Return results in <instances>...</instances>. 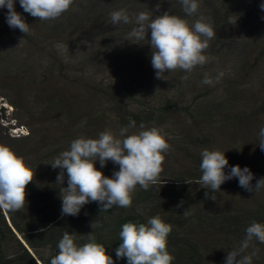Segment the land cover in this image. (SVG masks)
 <instances>
[{
	"label": "trees",
	"instance_id": "1",
	"mask_svg": "<svg viewBox=\"0 0 264 264\" xmlns=\"http://www.w3.org/2000/svg\"><path fill=\"white\" fill-rule=\"evenodd\" d=\"M261 4L264 0H199L198 11L187 15L181 0H74L59 18L38 20L15 0V10L29 24L27 33L9 27L8 9L0 7V143L25 157L33 169L37 165L26 187L25 206L15 212L0 208V264H51L66 231L75 235L78 245L94 236L114 264H128L115 251L123 224L147 223L156 215L173 225L167 238L173 264H225L228 252L245 239L246 228L253 221L264 223V188L250 192L233 178L220 191L209 192L199 184L202 156L196 148L209 141L207 124L223 121L229 105L244 99L242 73L246 71V77L264 60ZM121 9L130 22L113 24L110 14ZM141 11L153 16L169 11L190 24L210 17L216 36L205 54L211 59L190 73L166 70L165 79H157L150 30L141 41L129 36L138 27L135 17ZM213 62L227 67L223 80L204 73ZM127 64H136L137 69L124 73ZM205 75L213 81L205 86L206 93L184 102L187 90L200 87ZM221 87L223 94L218 95ZM141 125L161 127L169 134L170 147L193 163L169 175L166 153L158 182L147 190L137 186L130 207L102 211L98 202H89L78 215H62L60 193L68 186L67 171L63 170V185L56 183L61 169L50 163L76 138H98L108 129L128 128L132 133ZM259 132L256 147L228 156L225 168L227 173L237 164L247 166L254 174L253 185L264 178ZM95 166L108 177L119 170L111 160L103 167L97 160ZM206 192L216 199L206 198ZM219 193L227 199L221 201ZM257 249L252 264H264V243L253 239L244 254Z\"/></svg>",
	"mask_w": 264,
	"mask_h": 264
},
{
	"label": "clouds",
	"instance_id": "2",
	"mask_svg": "<svg viewBox=\"0 0 264 264\" xmlns=\"http://www.w3.org/2000/svg\"><path fill=\"white\" fill-rule=\"evenodd\" d=\"M19 2L24 12L38 20H54L68 11L74 0ZM181 3L187 15L196 13L200 6L199 0H181ZM0 7L8 9L6 20L9 27L28 32L29 24L15 10V0H0ZM260 7L264 9V4ZM110 19L113 24L130 22L127 11L123 9L112 12ZM135 20L138 27L129 36L141 41L150 30L153 50L151 63L157 79H165L163 74L166 70L182 69L190 73L196 66H202L211 59L205 54L209 41L216 36L210 17L201 16L194 24H190L187 19L169 11L155 16L148 11H141ZM236 20L230 21V24H235ZM212 82L207 75L202 81L203 84ZM134 126L133 122L131 127ZM259 137L258 145L264 150V128H261ZM168 138L169 134L161 127L145 128L141 125L137 132L129 133L128 128L118 131L108 129L102 131L98 138L81 136L74 139L69 149L50 163L53 168L61 169L56 183L63 185V170L67 171L68 186L63 187L64 191L60 193L62 215H78L89 202H98L102 211L114 206L130 207L137 186L147 190L158 182L165 155L170 150ZM201 156L202 177L199 184L209 192L220 191L221 185L233 178H238L239 186L250 192L264 188V178L257 180L255 185L251 183L254 174L247 166L241 168L237 164L226 173L229 161L225 151L205 149ZM97 160L101 167L111 160L119 165V170L112 177L105 176L95 166ZM36 167L33 169L25 157L18 155L11 146L0 143V208L15 212L25 206L26 187L33 181ZM209 192L205 193V197L215 200L216 196L209 197ZM172 229L173 225L165 222L160 215L149 218L147 223L123 224L119 233L121 243L115 250L117 258L126 257L128 264H173L175 256L167 246ZM253 239L264 243V223L253 221L246 228L245 239L239 248L228 252L225 264H252L258 249L251 254L244 253ZM58 249L51 264H114L106 246L97 242L94 236H89L88 242L78 245L75 235L66 231L58 243Z\"/></svg>",
	"mask_w": 264,
	"mask_h": 264
},
{
	"label": "rangeland",
	"instance_id": "3",
	"mask_svg": "<svg viewBox=\"0 0 264 264\" xmlns=\"http://www.w3.org/2000/svg\"><path fill=\"white\" fill-rule=\"evenodd\" d=\"M230 35L232 37L231 38L232 40L234 39V41H238L237 40L238 36L235 33H231ZM231 45L233 46V44ZM261 45L264 46V41L261 42ZM256 47H258V45ZM219 60L225 61L224 59H219ZM212 64L214 67L205 70L204 73L208 74V72H210L216 80L217 79L218 81L223 80L227 67L223 64H216L214 62ZM127 66L128 69L124 70L123 71L124 73H127V71H132L137 69L136 64H127ZM245 72L246 71L242 73L244 78L243 81L245 80V84L241 85V89L244 92V99L237 100V102H234L229 105L227 112L224 114L225 119L223 121L207 124L208 127L207 128L205 127V129L208 130V132H210L209 134H207L209 141L208 142L206 141V143L202 145H209V146L203 147L200 144L199 146H197L198 148H196L198 153H202L205 149L208 150L216 149L220 151H225V156L228 157L244 149L246 150L247 147L253 149L256 147V135L261 130V128H264V109L260 111L259 108L262 106L261 105L262 103L264 104V60H262L261 63L253 70V72L249 73L246 77L244 75ZM203 80L204 79L199 80L200 87H196L195 89L192 90L191 89L187 90L186 92L187 94L184 97L185 99L184 102L188 100H192L196 95L200 93L201 95L206 93V89L209 87V84H203L202 83ZM211 87L213 89L212 85ZM217 93L218 95H222L223 88L221 87L217 91ZM212 97L215 98V95H213ZM5 104L8 105L7 103ZM9 108L11 110L10 106ZM243 111L244 113L241 115L242 116L241 118L233 117L234 114H236L237 112L241 114V112ZM224 125H227L225 130H223ZM24 130L28 131L27 128L26 129L23 128V131ZM15 132H18V130H15ZM196 134L200 136L201 131L196 130ZM187 157L188 155L181 153L179 150L177 151L176 149L170 147L165 163L167 173L170 175L175 170H182L188 168L192 160L190 159L191 160L190 161ZM239 197L240 195H237L235 200L239 199ZM218 198L221 201L227 199V197L223 193L222 194L219 193ZM244 199L249 200L245 197Z\"/></svg>",
	"mask_w": 264,
	"mask_h": 264
}]
</instances>
